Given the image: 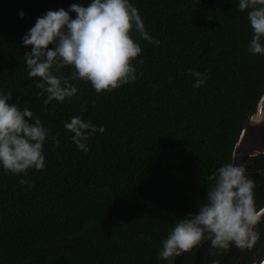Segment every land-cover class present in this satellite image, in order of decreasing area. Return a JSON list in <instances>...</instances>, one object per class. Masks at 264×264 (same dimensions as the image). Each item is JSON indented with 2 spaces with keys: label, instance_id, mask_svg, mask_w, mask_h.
<instances>
[{
  "label": "trees",
  "instance_id": "obj_1",
  "mask_svg": "<svg viewBox=\"0 0 264 264\" xmlns=\"http://www.w3.org/2000/svg\"><path fill=\"white\" fill-rule=\"evenodd\" d=\"M74 2L0 0V90L12 91V102L49 130L43 170L20 177L0 169V264H172L174 257L158 258L160 241L204 202L207 177L233 160L264 95V55L248 51L253 33L236 0H130L160 41L134 34L142 48L132 62L136 80L99 95L73 81L76 96L44 106L37 78L27 76L23 53L30 47L21 37L47 10ZM188 69L207 74L206 83L194 88ZM77 115L105 128L88 152L77 150L63 127ZM247 162L260 173L254 197L262 208L264 154ZM259 231L251 249L238 248L222 264H260L264 221ZM202 243L183 264H193ZM231 248L211 246L204 264H220Z\"/></svg>",
  "mask_w": 264,
  "mask_h": 264
},
{
  "label": "clouds",
  "instance_id": "obj_2",
  "mask_svg": "<svg viewBox=\"0 0 264 264\" xmlns=\"http://www.w3.org/2000/svg\"><path fill=\"white\" fill-rule=\"evenodd\" d=\"M236 7L246 12L252 29L248 51L264 55V0H236ZM18 15L23 19L25 13L20 10ZM134 34L151 44L160 43L148 33L130 0H76L67 10H47L38 16L21 37V44L30 47L23 53L24 62L28 78H37L42 104L63 103L76 96L78 88L73 81L89 83L98 95L134 82L137 75L132 62L142 56ZM65 67L73 69L71 74H58ZM187 71L195 77L194 88L206 83L207 74ZM80 111L84 113L87 108L81 105ZM261 119L264 116L256 117L257 121ZM63 127L71 133L69 139L77 150L83 152L89 151V141L97 132L105 131L103 125L97 127L79 115L70 117ZM48 136V128L29 107L12 102V91L0 90V169L20 177L33 169L43 170V146ZM248 177L246 167L234 164V160L216 168L207 177L211 183L204 202L195 212L178 218L160 241L158 258L179 257L202 241L220 249H251L260 238L264 207H257L255 182ZM20 183L33 186L26 179Z\"/></svg>",
  "mask_w": 264,
  "mask_h": 264
},
{
  "label": "water",
  "instance_id": "obj_3",
  "mask_svg": "<svg viewBox=\"0 0 264 264\" xmlns=\"http://www.w3.org/2000/svg\"><path fill=\"white\" fill-rule=\"evenodd\" d=\"M258 116H264V95L258 104L257 111L250 117L242 130L233 154L234 164L244 165L249 174L248 178L252 180L258 178L260 173L251 171L253 165L247 161L249 158L264 154V119L257 121L256 117ZM263 221L264 217H262ZM210 247V241H203L195 253L193 264H204L206 253ZM237 249L238 247L232 246L220 261V264L226 261ZM185 254L186 252L179 257H174L172 264H183ZM260 264H264V260Z\"/></svg>",
  "mask_w": 264,
  "mask_h": 264
}]
</instances>
